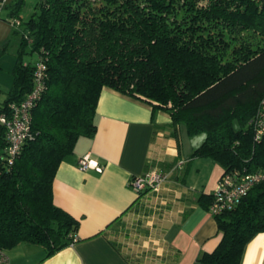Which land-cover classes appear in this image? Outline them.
Returning <instances> with one entry per match:
<instances>
[{"label":"trees","instance_id":"obj_1","mask_svg":"<svg viewBox=\"0 0 264 264\" xmlns=\"http://www.w3.org/2000/svg\"><path fill=\"white\" fill-rule=\"evenodd\" d=\"M13 34L20 40L0 113L32 90L38 60L46 69L29 135L10 163L0 124V249L27 242L49 256L71 243L78 220L54 204L52 184L77 139L95 134L103 87L202 134L191 158L219 163L222 173L264 167V135L255 138L264 118V0H38ZM202 198L208 209L212 195ZM214 218L221 239L196 262L240 264L264 232V182Z\"/></svg>","mask_w":264,"mask_h":264},{"label":"crops","instance_id":"obj_2","mask_svg":"<svg viewBox=\"0 0 264 264\" xmlns=\"http://www.w3.org/2000/svg\"><path fill=\"white\" fill-rule=\"evenodd\" d=\"M94 120L95 134L77 139L52 184L54 204L78 220L76 240L49 256L21 242L6 250L10 264H198V255L221 239L200 196L212 195L223 167L190 157L204 136L189 135L167 112L152 113L145 100L108 87ZM85 155L101 171L80 169ZM153 168L167 178L158 191L137 194L129 180ZM240 264H264V232L247 242Z\"/></svg>","mask_w":264,"mask_h":264},{"label":"built area","instance_id":"obj_3","mask_svg":"<svg viewBox=\"0 0 264 264\" xmlns=\"http://www.w3.org/2000/svg\"><path fill=\"white\" fill-rule=\"evenodd\" d=\"M10 0H0V20L2 11L8 6ZM9 21V20H7ZM13 27L19 25V19L13 18ZM46 65L38 60L33 71V88L26 97L18 103H12L5 112L0 113V124L5 127L7 140V159L12 162L20 150L21 143L29 135L30 131V108L40 97L44 86ZM255 138L260 139L264 135V118L257 119ZM77 166L86 170L93 168L101 171V165L89 158L87 155L77 160ZM167 178V173L163 169L153 168L143 174L135 175L129 180V186L137 193L148 190L158 191L161 184ZM264 182V167L254 170L230 169L221 173L216 187L212 193V199L208 206V211L215 216L223 211L232 209L250 189L258 183ZM76 240L75 235L72 242ZM0 264H10L7 252L0 249Z\"/></svg>","mask_w":264,"mask_h":264},{"label":"rangeland","instance_id":"obj_4","mask_svg":"<svg viewBox=\"0 0 264 264\" xmlns=\"http://www.w3.org/2000/svg\"><path fill=\"white\" fill-rule=\"evenodd\" d=\"M18 2V0H10L8 6L1 13L0 20V48L5 46L3 53L0 54V100L5 97V91L9 88L10 80V68L14 61V53L17 49V45L20 40V36L13 34V25H11L12 17L8 14L12 4ZM38 0H23L21 1L18 9V15H14L15 18L21 21L27 20L33 13ZM9 20V21H7ZM19 32L22 30V26L17 28ZM24 59L36 60V55L30 56L29 54L23 55ZM196 163H214L205 157H195Z\"/></svg>","mask_w":264,"mask_h":264}]
</instances>
